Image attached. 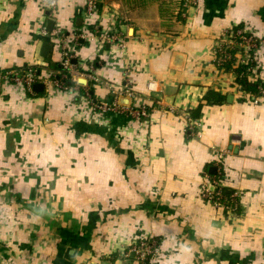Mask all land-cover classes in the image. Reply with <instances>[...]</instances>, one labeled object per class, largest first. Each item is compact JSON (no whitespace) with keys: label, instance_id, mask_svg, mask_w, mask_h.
<instances>
[{"label":"crops","instance_id":"crops-1","mask_svg":"<svg viewBox=\"0 0 264 264\" xmlns=\"http://www.w3.org/2000/svg\"><path fill=\"white\" fill-rule=\"evenodd\" d=\"M85 5L0 0V70L58 77L67 50L96 77L69 80L78 92L0 83V264H140L125 256L139 236L159 241L149 264H264V0H98L92 17ZM238 25L259 39L257 92L215 61ZM210 89L226 99L202 106ZM115 99L149 114L92 104ZM220 175L238 212L201 196Z\"/></svg>","mask_w":264,"mask_h":264},{"label":"built area","instance_id":"built-area-1","mask_svg":"<svg viewBox=\"0 0 264 264\" xmlns=\"http://www.w3.org/2000/svg\"><path fill=\"white\" fill-rule=\"evenodd\" d=\"M57 5L58 0H44V6L49 11H54L57 8ZM97 10L98 0H86L85 12L88 17H92L93 15H95ZM41 33L50 37H57L59 35L57 31L48 32L45 26L41 27ZM104 39L109 43L118 44L121 48L125 46V43L120 39V36L116 31L112 30L111 33L107 34ZM258 48L259 39L252 31L245 29L243 26L236 27L228 30L226 37H224L216 44L215 61L220 64L224 61L225 58H231V54L228 51L233 49L235 52V57L240 61L239 63L243 65H248L249 63L252 64L248 67L247 71L249 74H253V72H255L256 70L255 59L258 58L257 56H255V52L256 50H258ZM61 66L62 70L58 77L55 74H49L44 79L38 78V75L40 73L34 66H30L29 68L24 70L6 71L5 73H2L0 71V83L3 81L13 82L15 84L23 85V87L27 91L32 92L34 84L36 82L42 81L46 85H52L66 90L69 88H73L76 92H78V86L73 87L71 86V84H67L66 80H76V77L78 75H87L88 77L96 79V77L92 73L76 69L72 63V54L67 50L63 52ZM122 92H126L129 95L133 94V92L129 88H125ZM85 93L88 94V91L86 90ZM260 97H264V87H260V96L255 97L254 101L258 103L260 101ZM92 104L95 108L99 109L102 112L116 111L126 113L134 118L147 116L149 114L146 107L133 108L120 106L119 103H117V99H115L111 103L92 102ZM206 176L208 177L207 174ZM223 187H225L223 184V177L220 175L219 178H215L210 182H203L200 185L201 196L205 200L231 213L234 210L235 206H233L232 203L229 204V202H234L236 201V199L234 195H230V201H228V203L223 202ZM159 250L160 246L155 238L139 236L132 244L130 249L125 253V256H129L133 253L138 262H144L148 258V256H150V258L157 256L159 254Z\"/></svg>","mask_w":264,"mask_h":264},{"label":"trees","instance_id":"trees-1","mask_svg":"<svg viewBox=\"0 0 264 264\" xmlns=\"http://www.w3.org/2000/svg\"><path fill=\"white\" fill-rule=\"evenodd\" d=\"M228 52L231 54V58H225L222 63L219 64L218 62H216V64L220 68H224V69H228V70H232V69L235 70V72L237 74V77H236L237 82L241 85V87L244 88L245 90L250 89L254 92H257L258 91V84L250 82L248 80V76H247L248 67L251 66L252 64L249 63L248 65H243V64L239 63L236 67H234L233 65L236 61V57L234 55L235 52L233 49L229 50ZM66 83L69 84V80H66ZM225 99H226L225 94H223L217 90L210 89L207 92V94L204 96V103H202L201 105L203 106V104H219V103H222ZM199 110H200V108L197 109V113H196L197 115H198ZM219 177H217V178H219ZM222 191H223V196H224L222 201L225 203H228V201H230L229 197L231 195V191L227 187H223ZM230 203H232L233 206H235L234 207L235 212H238L240 210V205L238 204L237 200L234 202H229V204ZM131 255L132 254H130V256ZM148 259H150V256H148V258L144 261V263H148Z\"/></svg>","mask_w":264,"mask_h":264},{"label":"water","instance_id":"water-1","mask_svg":"<svg viewBox=\"0 0 264 264\" xmlns=\"http://www.w3.org/2000/svg\"><path fill=\"white\" fill-rule=\"evenodd\" d=\"M53 25H54V20L50 19L49 22H48V28H49V30H52ZM50 47H51V44L48 43V42H45V43L43 44V54H44V55H48L49 50H50ZM43 87H44V85L41 84V83H39V84L37 83V84L34 85V88H35L36 90H38V89H42ZM122 100H123V99H122ZM123 101H124V100H123Z\"/></svg>","mask_w":264,"mask_h":264},{"label":"rangeland","instance_id":"rangeland-1","mask_svg":"<svg viewBox=\"0 0 264 264\" xmlns=\"http://www.w3.org/2000/svg\"><path fill=\"white\" fill-rule=\"evenodd\" d=\"M236 27H242L241 25H238V26H235V27H233V28H236ZM244 27V26H243ZM232 28V29H233ZM2 73H5L6 71L5 70H0ZM49 75V73H47V72H42V73H40L39 75H38V78L39 79H44L45 77H47ZM15 84V83H14ZM15 86H18V87H23V85H19V84H16ZM22 169H18L17 171L18 172H20ZM157 240V239H156ZM136 241V240H135ZM134 241V242H135ZM158 241V240H157ZM133 242V243H134ZM158 243H159V241H158ZM132 246V245H131ZM150 260H151V258L150 259H148V263H144V262H139L140 264H149L150 263Z\"/></svg>","mask_w":264,"mask_h":264}]
</instances>
